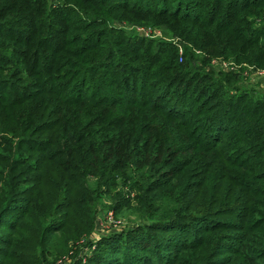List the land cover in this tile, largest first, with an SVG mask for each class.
<instances>
[{
  "label": "trees",
  "instance_id": "16d2710c",
  "mask_svg": "<svg viewBox=\"0 0 264 264\" xmlns=\"http://www.w3.org/2000/svg\"><path fill=\"white\" fill-rule=\"evenodd\" d=\"M214 57L264 70V0H0V264H264V94Z\"/></svg>",
  "mask_w": 264,
  "mask_h": 264
},
{
  "label": "rangeland",
  "instance_id": "374dc122",
  "mask_svg": "<svg viewBox=\"0 0 264 264\" xmlns=\"http://www.w3.org/2000/svg\"><path fill=\"white\" fill-rule=\"evenodd\" d=\"M117 27L125 28L128 31H135L142 36L150 39H155L157 41H171L177 43L178 45L183 44L177 38L172 37L165 28L146 26L144 28L138 26H129L125 22H116ZM183 49V46H180ZM199 55H205V53L199 49L196 51ZM208 55V54H207ZM183 58L180 60L182 61ZM211 59V58H210ZM205 69H215L224 72H235L239 74L245 83V87L248 90H256L254 96H260L264 94V70L260 69L255 65H250L249 62H238L233 59H227L224 57H214L211 62L209 61V67ZM136 214L126 213V214H114L111 210H104L98 214L97 218V229L93 237L96 240L103 235L111 234L113 232L122 231L125 227H133L138 221ZM87 250L90 247L86 248ZM89 251V250H88Z\"/></svg>",
  "mask_w": 264,
  "mask_h": 264
}]
</instances>
